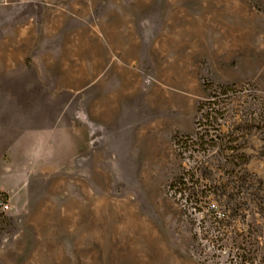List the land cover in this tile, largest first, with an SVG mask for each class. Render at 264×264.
<instances>
[{
    "label": "rangeland",
    "instance_id": "obj_1",
    "mask_svg": "<svg viewBox=\"0 0 264 264\" xmlns=\"http://www.w3.org/2000/svg\"><path fill=\"white\" fill-rule=\"evenodd\" d=\"M238 244L264 258V0H0V264Z\"/></svg>",
    "mask_w": 264,
    "mask_h": 264
},
{
    "label": "trees",
    "instance_id": "obj_2",
    "mask_svg": "<svg viewBox=\"0 0 264 264\" xmlns=\"http://www.w3.org/2000/svg\"><path fill=\"white\" fill-rule=\"evenodd\" d=\"M212 97H215V95H213ZM210 101H211L210 104L214 102V101L212 102V100ZM202 117H204L207 121H209L210 113H206L204 116L202 115L201 118L198 120L199 123H201ZM197 134H199V132ZM243 155L245 156V160L247 161L248 158L246 154ZM217 218H218L217 216H211L209 218L211 225L217 228L213 230L215 231L218 230V234H215L212 241L219 246H224L226 243V238L224 236L226 229H221V223L223 222ZM205 232L207 234L206 236H208V234L210 233V229H205ZM236 248L238 249V260L236 261V264H264V258L262 257H260V261H257L258 254H255L254 250L251 249L247 250L246 247H243L241 244L236 245Z\"/></svg>",
    "mask_w": 264,
    "mask_h": 264
}]
</instances>
